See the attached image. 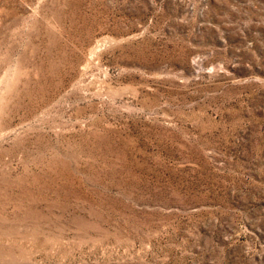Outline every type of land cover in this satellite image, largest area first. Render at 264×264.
I'll return each mask as SVG.
<instances>
[{
  "label": "rangeland",
  "instance_id": "1",
  "mask_svg": "<svg viewBox=\"0 0 264 264\" xmlns=\"http://www.w3.org/2000/svg\"><path fill=\"white\" fill-rule=\"evenodd\" d=\"M0 264H264V0H0Z\"/></svg>",
  "mask_w": 264,
  "mask_h": 264
}]
</instances>
